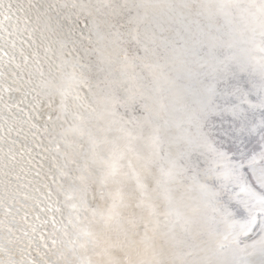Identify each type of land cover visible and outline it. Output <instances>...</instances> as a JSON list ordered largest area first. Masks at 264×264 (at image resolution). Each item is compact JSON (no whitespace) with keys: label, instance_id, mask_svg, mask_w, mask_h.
Listing matches in <instances>:
<instances>
[{"label":"snow or ice","instance_id":"snow-or-ice-1","mask_svg":"<svg viewBox=\"0 0 264 264\" xmlns=\"http://www.w3.org/2000/svg\"><path fill=\"white\" fill-rule=\"evenodd\" d=\"M30 6L38 47L57 59L48 57L47 79L32 54L39 91L24 96L48 101L45 150L68 212L19 260L0 243V264H264V0Z\"/></svg>","mask_w":264,"mask_h":264},{"label":"water","instance_id":"water-1","mask_svg":"<svg viewBox=\"0 0 264 264\" xmlns=\"http://www.w3.org/2000/svg\"><path fill=\"white\" fill-rule=\"evenodd\" d=\"M14 1L18 3L26 0ZM3 2L4 8H0V12H4L7 6L11 4V10L5 14L12 17L13 3ZM0 21H3V25H5L9 20L4 21L3 16H0ZM9 33L11 32L9 31ZM12 37V34H9L8 37L5 35L3 36L4 42H2L0 36V67L4 69L3 71L12 67L13 62L23 61L22 54L17 51V38L13 39V46L8 45L10 42L8 38L11 40ZM24 37L27 38L25 35ZM24 37L19 40V44H24ZM52 58L51 60H53ZM51 60L48 58V61ZM48 61H45L44 65L45 74H47L48 67L46 64L48 65ZM9 77H13L12 74H9ZM31 78L33 77L31 76ZM23 83L24 81L20 78L17 81L14 78V81L0 82V97H2L0 99V129H2L0 136L5 137L4 140L0 141V160L4 159L8 162V169H4L6 165L0 167V200L3 201V206H0V243L15 252L14 258L16 260L20 258L19 248H23L29 238L34 239L33 249L37 246L41 235L47 239L50 232H53V218L58 222L61 213L57 212V217L50 215L56 212V208L61 207V201L60 198H57L59 196L57 192L54 191L55 185L52 179V173L55 170L51 159L52 152L46 151V148H50L39 140L38 129L40 127L38 124L36 127H31L28 123L32 124V122H26L29 116L32 117L33 121L38 122L39 117L37 115L40 116L46 106L44 107L41 100L40 106L34 109L33 105L36 104L38 96H36L35 91H31L25 97L24 92L29 91L32 87L27 83L23 87ZM15 85V88L19 87L21 91L3 90ZM21 100L23 103H20ZM16 104L19 106L8 107ZM35 110H37V115L33 116ZM42 121L43 123L46 122L45 114ZM43 123L41 129H43ZM8 128L12 129L11 134H8ZM13 155L15 159H11ZM49 193H51L50 197ZM6 208H11V212L5 214ZM33 227L36 229L35 233L32 232ZM8 228L13 230L14 236L13 233H9ZM24 232H28L29 236H23ZM15 237L20 238L18 244L7 243L6 238L15 239ZM2 258L5 257L0 256V259Z\"/></svg>","mask_w":264,"mask_h":264},{"label":"bare ground","instance_id":"bare-ground-1","mask_svg":"<svg viewBox=\"0 0 264 264\" xmlns=\"http://www.w3.org/2000/svg\"><path fill=\"white\" fill-rule=\"evenodd\" d=\"M3 1H6L7 3H10L12 2L13 5H14V8H13V15L11 17V19L5 24L2 26H0V36L2 37L1 41L4 42V39H3V36L6 35V37L9 36V34H12L13 37L11 38H8L9 39V43L8 45L9 46H13V39L14 38H17V51L19 54H22L23 56V61H18L16 63H12L13 66L12 67H9V68H6L5 71H3L4 69H2V67H0V73H2V75H0V82H6L8 80L10 81H14V78L15 80L17 81L18 78H20L22 81H24L23 83V87H25V84L26 81L29 80V78H31V76L33 78H31L32 80V83L31 84H28L30 87L32 88H35L37 89V91H39V88H38V85L40 84V80H41V77L39 76L38 73L35 72V69H34V59H33V56L32 54L34 52H39V59L41 61V65L43 67V70L45 68V61H48V57L45 56V52H44V48L43 46H40L38 47V45H41V41L39 39V36H40V33L39 31L37 30L34 34H33V29L36 27V24H35V11H34V8L30 6V0H26L25 2H18L16 3V1L14 0H3ZM177 2H179V0H177ZM18 4V5H17ZM31 4L32 5H36L37 4V0H31ZM234 16H235V19L233 21L234 23V26L236 27H239L240 26V22H239V17H238V14L234 13ZM193 18L191 16L188 17V19L185 21V23H189ZM218 23L219 24H224V20L222 18H220L218 20ZM176 28H179L181 27V25L177 24L175 25ZM195 26L193 25V28ZM9 31L11 33H9ZM20 33V34H19ZM31 34V35H30ZM167 34V33H166ZM27 36V38L24 37ZM24 37V44H19V40H21V38L23 39ZM54 39V38H53ZM44 44H47L48 41H44L43 42ZM24 45V46H23ZM53 48H58V45L56 44H53ZM58 55V53H57ZM48 56L50 58L53 57V54L52 53H49ZM25 57L28 58V63L25 64ZM94 59V57H92ZM53 60H56L57 59V56L54 55V58H52ZM51 61H48V65ZM58 62V60H57ZM19 65V67H18ZM48 65L46 64V66L48 67ZM165 71H168L170 73L171 76L173 77H176V76H180V79L178 80V83L180 84H186L188 81L183 77V75H181L180 73H178L177 71H175L174 69H165ZM47 74H45V78L47 79H51L49 76H48V69L46 71ZM9 74L13 77H9ZM146 75V73H145ZM12 89H15L16 85L15 86H11ZM35 93L37 94V92L35 91ZM167 95V93H165ZM37 96V95H36ZM36 100H42L43 104H44V107L47 105V99L43 96H38L36 98ZM59 102V98L56 99V104H58ZM55 106V104H54ZM49 109H47V107L45 108L44 112H42L39 115H37V110H35L33 112V116L37 115L39 118H38V122H35L31 119V122L32 124H35L37 125L38 124V127H40V129H38V138L39 140L46 144L49 148L53 147V145H51L49 143V141L51 140V136L44 131V128L45 127H48L49 128V131H51V123L48 122L47 120V113H48ZM121 111H123V109H121ZM44 114H45V117H46V122L43 123L42 120H44ZM176 115H179V113H176ZM43 123V129H41V124ZM28 125H31L30 123H28ZM55 154L52 152V161H53V156ZM1 165H6V168L4 169H8V162L4 159H1L0 160V167H2ZM55 172V170H53ZM53 172V173H54ZM53 173H52V176H53ZM51 175V174H50ZM38 183V182H37ZM55 185V188H54V191H56V184L53 183ZM149 187H152V185H149ZM56 200L57 198L59 199L60 198V201H61V209H62V213H60L59 215V221L63 220L66 216H67V212L68 210L66 208H64L63 206V196L62 195H59L57 198L54 197ZM55 200V201H56ZM96 203H103L102 201H99L97 200ZM158 205H159V211H163L164 208H165V205L161 202V201H157ZM137 212L139 210H136ZM51 216L53 217H57V212L53 213V214H50ZM161 219H163V217H161ZM58 221V222H59ZM59 228L60 227V224L57 223L56 224V228ZM54 230V229H53ZM140 233L142 234L143 233V228L141 227L139 229ZM52 233V231L50 232ZM113 239H115V236H113ZM115 254L117 256L121 255V253L119 252V250H115ZM85 255L87 256H92L94 259H95V255H94V249L92 248L91 245H89ZM53 259H55V257H53Z\"/></svg>","mask_w":264,"mask_h":264}]
</instances>
